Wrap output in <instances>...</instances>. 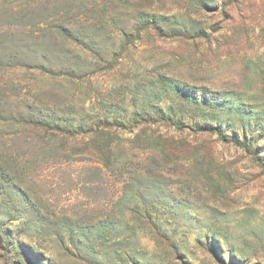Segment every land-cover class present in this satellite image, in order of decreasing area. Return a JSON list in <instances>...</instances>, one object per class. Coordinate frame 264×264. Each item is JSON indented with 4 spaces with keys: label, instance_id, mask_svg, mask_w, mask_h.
<instances>
[{
    "label": "rangeland",
    "instance_id": "374dc122",
    "mask_svg": "<svg viewBox=\"0 0 264 264\" xmlns=\"http://www.w3.org/2000/svg\"><path fill=\"white\" fill-rule=\"evenodd\" d=\"M0 264H264V0H0Z\"/></svg>",
    "mask_w": 264,
    "mask_h": 264
}]
</instances>
